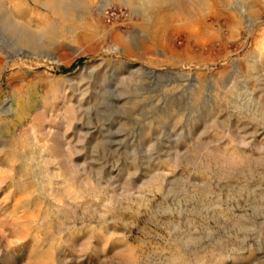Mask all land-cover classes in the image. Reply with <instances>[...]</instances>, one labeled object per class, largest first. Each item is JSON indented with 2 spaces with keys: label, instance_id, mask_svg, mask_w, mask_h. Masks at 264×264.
<instances>
[{
  "label": "rangeland",
  "instance_id": "1",
  "mask_svg": "<svg viewBox=\"0 0 264 264\" xmlns=\"http://www.w3.org/2000/svg\"><path fill=\"white\" fill-rule=\"evenodd\" d=\"M258 101L264 0H0V264H264Z\"/></svg>",
  "mask_w": 264,
  "mask_h": 264
},
{
  "label": "bare ground",
  "instance_id": "2",
  "mask_svg": "<svg viewBox=\"0 0 264 264\" xmlns=\"http://www.w3.org/2000/svg\"><path fill=\"white\" fill-rule=\"evenodd\" d=\"M149 2V1H148ZM154 5V4H153ZM180 5H181V7H185V5H186V0L185 1H183V0H180ZM152 7V6H151ZM152 10V9H151ZM151 12V11H150ZM151 13H153V12H151ZM150 14V13H149ZM151 15V14H150ZM258 103H259V105L261 106V109H262V111H264V104L263 103H261V102H259L258 101ZM264 113V112H263Z\"/></svg>",
  "mask_w": 264,
  "mask_h": 264
},
{
  "label": "trees",
  "instance_id": "3",
  "mask_svg": "<svg viewBox=\"0 0 264 264\" xmlns=\"http://www.w3.org/2000/svg\"><path fill=\"white\" fill-rule=\"evenodd\" d=\"M82 58H80L77 62H81ZM73 66H75V64H73L72 66L68 67V68H62L64 71L70 70Z\"/></svg>",
  "mask_w": 264,
  "mask_h": 264
}]
</instances>
